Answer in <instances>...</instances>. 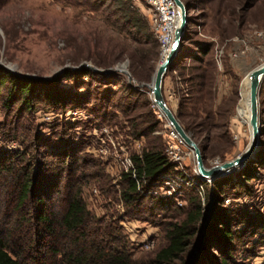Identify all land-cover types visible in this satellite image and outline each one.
Returning a JSON list of instances; mask_svg holds the SVG:
<instances>
[{
  "label": "rangeland",
  "instance_id": "374dc122",
  "mask_svg": "<svg viewBox=\"0 0 264 264\" xmlns=\"http://www.w3.org/2000/svg\"><path fill=\"white\" fill-rule=\"evenodd\" d=\"M133 1L155 32L147 0ZM187 1L191 38L185 41L177 64L168 71L164 91L170 107L185 122L202 121L209 110L214 113L217 126L205 131L199 128L194 138L207 147L203 150L200 146L206 165L212 167L241 155L252 139L250 121L239 118L238 110L244 84L250 81L247 73L264 63V0ZM235 7L233 16L231 9ZM205 45L209 52L201 56L199 48ZM134 51L137 64L131 67L128 56ZM153 53L151 44L143 49L142 43L101 11L57 0H0V72L54 80L61 79L68 68L81 69L89 64L109 69L127 60L133 76L130 81L121 72L106 75L114 82L111 84L86 76V84L79 90L73 80L61 81L62 89L78 95L89 89L93 96L112 95L110 107L104 109L94 100L82 108L69 105L54 109L47 101L35 99L36 108L28 111L20 99L14 103L7 100V87L1 89L0 236L22 264H107L114 255L131 264H153L157 252L168 243L170 224L181 223L193 210L190 198L194 194L184 191L176 198H163L161 186L154 183L141 184V198L134 203L124 196L128 188L124 173L132 168L133 155L154 145L166 154L171 141L172 127L154 105L149 88L134 87L151 83L164 58L161 43L156 59ZM199 66L210 69V92L195 79ZM125 87L149 96L158 124L151 134H134L118 108L126 105L120 99ZM76 98L71 95L72 101ZM261 119L259 152L264 151V83ZM188 148L194 156L193 169L196 157ZM71 158L79 159L78 166ZM256 167L263 177L249 182L253 191L248 197L244 196L248 187L241 180L240 170L229 175L236 187L225 188L223 203L217 204L214 182L205 181V190L199 192L204 210L202 226L207 228L212 223L216 208L226 209L237 233L235 243L226 248L218 237L206 243L201 231L173 264H220L224 255L231 264H264V226L253 222L256 217L258 222L264 221V168ZM27 171L43 191L45 208L52 211L55 220L65 213L73 185L81 188L88 212L86 224L75 232L58 230V225L54 233L46 232L44 224L37 222L35 193L30 194L25 208L19 209L18 197ZM245 224L250 227L247 232Z\"/></svg>",
  "mask_w": 264,
  "mask_h": 264
},
{
  "label": "trees",
  "instance_id": "16d2710c",
  "mask_svg": "<svg viewBox=\"0 0 264 264\" xmlns=\"http://www.w3.org/2000/svg\"><path fill=\"white\" fill-rule=\"evenodd\" d=\"M60 2H65L75 6L87 7L93 11H101L107 15L108 19L113 21L120 29L124 32H128L136 42H140L143 45V49H146L148 44L153 47L154 59H156L160 54V43L158 37L156 36L148 18L144 16L140 10L134 5L133 0H57ZM186 3H188L187 0ZM240 2H246V0H239ZM253 4V1L251 5ZM250 5V6H251ZM231 14L236 15V7L231 9ZM191 22V19H190ZM189 22V23H190ZM190 29L188 27L186 37L182 43V49L179 56L182 54L183 49L185 50V41H188L190 37ZM201 56H205L209 52V47L207 45L201 46L199 48ZM178 56V58H179ZM131 59V67L137 64V52L134 51L128 56ZM174 62V66L177 64V60ZM195 60L202 61V57L195 56ZM101 63V62H99ZM173 66V67H174ZM152 67V65H151ZM198 68V67H197ZM200 70L195 75V79L199 80L200 86H207L210 92V69H203L199 66ZM173 69V68H172ZM134 76L137 75L135 69L131 68ZM88 76L92 80H101V83L111 84L114 83L111 80H107L105 74L95 72L92 69L85 67L81 69H71L65 70L64 75L61 79L54 80H41L34 78H25L14 74L12 71L2 70L0 72V92L2 88H8L7 100L15 102L20 99L21 106L26 108L28 111L36 108V100H45L49 103L51 108L60 109L67 108L69 105H74L76 108H82L86 104L95 101L96 104L101 105V109L110 107L109 102L112 95H106L102 93H94V96L89 89L84 94L78 95L77 93H71L69 90H64L60 87V83L63 79H70L74 82V88L80 89L86 84L83 78ZM105 80V81H103ZM125 94L120 98L126 105L120 106L121 113L125 117L126 121L130 124L131 129L139 137L149 135L155 129H157L158 124L155 121L154 111L151 108V100L149 96L139 89H133L131 87H125ZM74 94V98L77 101H72L71 95ZM82 99L81 103L80 99ZM36 99V100H35ZM35 100V101H34ZM79 100V101H78ZM107 114V113H106ZM104 114L103 117L107 120L108 114ZM206 117L199 122L184 121L181 115H177L181 123L184 125L186 130L190 132L193 138L196 137L197 131L201 128L202 131L209 130L210 126L215 127L217 123L215 122L214 113L206 112ZM116 115V113H115ZM201 131V132H202ZM203 150L207 147L202 146ZM70 157V155H69ZM68 157V158H69ZM72 163H76L78 166V160L71 158ZM133 167L126 173H124L125 178L128 181V188L124 191V196L131 203L139 200L140 197V186L143 183L152 184L158 180L161 175L165 173H170L173 171V165L168 160L166 154L164 153L162 147L154 145L145 148L140 155H133L132 157ZM256 165L259 168H264V151L261 150L256 159L250 161L246 164L244 168L239 171L241 180L247 188L245 197L250 196L253 189L249 185L251 180L261 179L263 173L256 169ZM240 180V181H241ZM217 191V204H221L225 201L224 192L227 186H234V180L227 176L220 180L214 182ZM34 183L33 174L28 171L25 172L23 176V184L18 197V208L24 209L27 200L30 198L31 193L34 194L35 208L37 212V222L39 224H44V230L46 232L54 233L56 230V225H58V230L62 229L65 231H77L86 224L87 221V207L84 199L82 198V189L78 186L73 185L70 190V199L68 201V206L60 219L55 220L53 218V213L48 212L45 208L46 201L41 192H43ZM147 188V187H145ZM194 194L190 200L193 204V210L187 215V218L181 223H171L170 227L167 229V245L160 249L156 256L153 264H173L177 258L183 254L187 248L192 244L194 238L201 231L204 232V241L206 243H212L215 237L221 240L222 244L226 248H230L236 241L237 233L233 230L231 222L229 220L227 210L216 208L213 213L212 223L207 228L202 226L204 218V210L202 197L196 190L186 189L185 192ZM43 194V193H42ZM255 225L264 226V221L258 222V217H256ZM55 220V221H54ZM252 221V220H249ZM263 224H262V223ZM244 232L249 231L250 228L247 224L244 225ZM261 229V228H260ZM260 231V230H259ZM262 232V229H261ZM1 233V230H0ZM258 231H256V234ZM229 256V251L226 252ZM0 264H22L17 256L11 254L2 236H0ZM83 264V263H82ZM107 264H131L126 258L119 256H113ZM220 264H231L226 255L221 256Z\"/></svg>",
  "mask_w": 264,
  "mask_h": 264
},
{
  "label": "water",
  "instance_id": "95a60500",
  "mask_svg": "<svg viewBox=\"0 0 264 264\" xmlns=\"http://www.w3.org/2000/svg\"><path fill=\"white\" fill-rule=\"evenodd\" d=\"M180 15L181 22L177 25L175 31L174 42L171 46L170 52L164 60L159 63L153 77L149 84L134 85L135 88L146 86L151 92V98L154 105L160 110L162 115L167 119L170 126L177 132V134L184 140L188 147L194 150L196 157V164L201 178L210 183L216 180L227 177L235 171L241 170L246 164L252 161L261 148V137L263 133V125L261 119V93L264 83V63L255 67L247 73L250 78V103H251V118L249 126L252 130V139L246 150L231 161L208 167L206 165V158L199 143L193 138L192 134L186 130L181 123L174 110L168 104L164 84L168 71H170L174 62L178 58L182 43L186 37V33L190 22V6L184 0H174ZM86 65H82L84 67ZM95 72L105 75H112L117 72L124 73L128 76L130 81L133 76L128 69V61L118 64L115 68L100 69L93 65H87Z\"/></svg>",
  "mask_w": 264,
  "mask_h": 264
},
{
  "label": "built area",
  "instance_id": "2783aa9c",
  "mask_svg": "<svg viewBox=\"0 0 264 264\" xmlns=\"http://www.w3.org/2000/svg\"><path fill=\"white\" fill-rule=\"evenodd\" d=\"M147 2L152 8L151 22L164 51L167 45L174 42L179 9L174 0H147ZM170 135L171 141L167 145L166 156L173 165V171L161 175L153 182L154 185L161 186L163 198H176L186 189L202 193L205 190V180L201 178L196 162L191 169L194 159L192 152L173 128Z\"/></svg>",
  "mask_w": 264,
  "mask_h": 264
},
{
  "label": "bare ground",
  "instance_id": "6f19581e",
  "mask_svg": "<svg viewBox=\"0 0 264 264\" xmlns=\"http://www.w3.org/2000/svg\"><path fill=\"white\" fill-rule=\"evenodd\" d=\"M180 22H181V15L179 14L178 24H180ZM172 43L167 45L165 50L163 51V55H164L163 60L167 57L168 53L170 52ZM246 77L250 80L249 76H246ZM238 117L241 119H245L248 122L250 121V118H251L250 81L248 80L245 82L244 87H243V100L238 110ZM251 134H252V130H251Z\"/></svg>",
  "mask_w": 264,
  "mask_h": 264
}]
</instances>
